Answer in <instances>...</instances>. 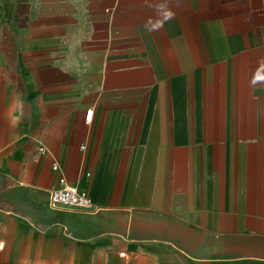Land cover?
<instances>
[{
  "label": "crops",
  "instance_id": "obj_1",
  "mask_svg": "<svg viewBox=\"0 0 264 264\" xmlns=\"http://www.w3.org/2000/svg\"><path fill=\"white\" fill-rule=\"evenodd\" d=\"M0 14V264H264V0Z\"/></svg>",
  "mask_w": 264,
  "mask_h": 264
},
{
  "label": "built area",
  "instance_id": "obj_2",
  "mask_svg": "<svg viewBox=\"0 0 264 264\" xmlns=\"http://www.w3.org/2000/svg\"><path fill=\"white\" fill-rule=\"evenodd\" d=\"M91 120V112H88V121ZM44 149H42L43 151ZM57 175V187L51 192L50 200L53 205L87 210L92 206L89 195L68 183L67 178L61 173L60 164L55 162L52 167ZM3 244L0 242V250Z\"/></svg>",
  "mask_w": 264,
  "mask_h": 264
},
{
  "label": "rangeland",
  "instance_id": "obj_3",
  "mask_svg": "<svg viewBox=\"0 0 264 264\" xmlns=\"http://www.w3.org/2000/svg\"><path fill=\"white\" fill-rule=\"evenodd\" d=\"M0 18H1V14H0ZM0 24H1V20H0ZM2 38H8L9 39L10 34L9 33L6 34V32L1 31V27H0V39H2Z\"/></svg>",
  "mask_w": 264,
  "mask_h": 264
},
{
  "label": "clouds",
  "instance_id": "obj_4",
  "mask_svg": "<svg viewBox=\"0 0 264 264\" xmlns=\"http://www.w3.org/2000/svg\"><path fill=\"white\" fill-rule=\"evenodd\" d=\"M169 15H171V14H169Z\"/></svg>",
  "mask_w": 264,
  "mask_h": 264
}]
</instances>
